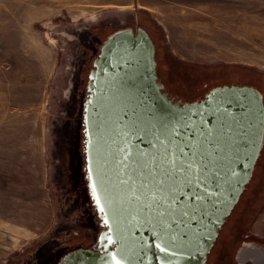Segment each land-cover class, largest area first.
<instances>
[{"label": "rangeland", "instance_id": "1", "mask_svg": "<svg viewBox=\"0 0 264 264\" xmlns=\"http://www.w3.org/2000/svg\"><path fill=\"white\" fill-rule=\"evenodd\" d=\"M137 26L155 37L160 78L177 97L234 77L264 89V0H0V264L38 246L46 260L77 229L82 190L66 188L81 105L72 94L97 45ZM244 242L264 248V149L208 264H236Z\"/></svg>", "mask_w": 264, "mask_h": 264}, {"label": "water", "instance_id": "2", "mask_svg": "<svg viewBox=\"0 0 264 264\" xmlns=\"http://www.w3.org/2000/svg\"><path fill=\"white\" fill-rule=\"evenodd\" d=\"M87 91L86 180L109 241L117 245L116 260L207 264L264 149L263 93L254 86H218L201 99L175 101L160 80L156 45L143 27L107 37L93 61ZM165 129H175L206 157L203 172L198 165L189 177L193 184L181 185L182 200L195 203L202 197L194 219L184 224L164 211L167 193L158 189L165 178L149 176L134 163L151 164L163 156ZM77 260L89 262L85 256Z\"/></svg>", "mask_w": 264, "mask_h": 264}, {"label": "flooded vegetation", "instance_id": "3", "mask_svg": "<svg viewBox=\"0 0 264 264\" xmlns=\"http://www.w3.org/2000/svg\"><path fill=\"white\" fill-rule=\"evenodd\" d=\"M132 28L136 29L135 27ZM103 42L104 40L102 41V43ZM102 43H100L99 46L97 45V47L95 46L96 49L94 47V51H97V53H93L92 56L90 55V57H88L89 60L83 72V86H76V89L72 94V102H80L81 105L79 106L80 116H78L77 120L78 124L75 153H73L72 155H68L70 173L68 176H66L68 180V185H66V188L68 190L73 189L77 192L78 190H82L81 193L76 195L81 206L80 208H75L72 211L71 215L73 228L77 229H73L72 232L69 231L68 236H66L67 239H65L63 242L58 243L56 245V248L51 251L49 257L46 260L42 259L41 253L39 254L41 246H38L35 250H32L34 252L31 253L33 255L31 259H26V261H21L18 264H80V260L77 259L78 257L81 258L84 256L89 260L87 264H104L107 263L108 258L113 256L116 250L117 245L110 243L109 234L107 233V227L103 224L102 219L100 218L90 197L85 170L86 155L84 152L83 126L84 103L86 101L88 93L87 84L89 80V73L93 68L94 59L100 52V46L102 45ZM156 52L158 53V46L156 48ZM232 85L254 86L258 88L264 95V89H262L259 85L251 82V80L242 81L241 79H238L236 77H234L232 81L222 80L219 83L212 85L211 88ZM169 94L175 99V101H194L192 99L177 97L170 91ZM202 96L195 98V100L201 99ZM72 197L76 198L74 195H72ZM68 201L73 203L75 207L78 204L70 197Z\"/></svg>", "mask_w": 264, "mask_h": 264}, {"label": "snow or ice", "instance_id": "4", "mask_svg": "<svg viewBox=\"0 0 264 264\" xmlns=\"http://www.w3.org/2000/svg\"><path fill=\"white\" fill-rule=\"evenodd\" d=\"M165 133L167 144L164 147L162 157L154 159L151 164L141 163L140 161H134V163L142 169L149 170V176L152 173H159L160 176L165 178V180L159 182L158 189L167 193L164 211L172 220H179L180 224H184L186 220L194 219L195 214L199 211L195 207V203H198L202 197L197 196L195 203L182 200L179 195L183 192L181 185L186 187L193 184L189 177L196 172L198 165L201 166L200 171L203 172L206 167V157L197 151H193L190 140H184L182 135L175 129H165ZM185 148L188 149L187 153L184 151ZM192 195L195 196L196 193L193 192ZM97 203H99V200H97ZM164 251H167V249H164ZM116 264H121V262L117 260Z\"/></svg>", "mask_w": 264, "mask_h": 264}, {"label": "bare ground", "instance_id": "5", "mask_svg": "<svg viewBox=\"0 0 264 264\" xmlns=\"http://www.w3.org/2000/svg\"><path fill=\"white\" fill-rule=\"evenodd\" d=\"M250 253V254H248ZM252 257L255 264H264V250L252 243H246L243 250L239 254V260L244 262L248 257Z\"/></svg>", "mask_w": 264, "mask_h": 264}, {"label": "crops", "instance_id": "6", "mask_svg": "<svg viewBox=\"0 0 264 264\" xmlns=\"http://www.w3.org/2000/svg\"><path fill=\"white\" fill-rule=\"evenodd\" d=\"M214 26H216V27H218V26H220V24H218V22H214V25H211L210 27H209V29L211 28H213ZM197 28V27H196ZM246 28H248V30L245 32L247 35H252L251 34V30L249 31V27L248 26H246ZM190 29H193V26H190ZM197 29H202V30H204V31H202V30H200L201 31V34L202 35H204V36H206V35H208V38L210 37V35L211 34H209V33H207L208 31H209V29L206 27V26H201L200 28H197ZM213 29H215V28H213ZM216 30V29H215ZM198 31V30H197ZM217 35H219V39H217V40H220V42H221V39L222 38H220V33L219 32H215ZM189 34H191V35H195V33L194 32H191V33H189ZM252 37H254V35H252ZM245 243V242H244ZM242 251V249L240 250V252ZM238 254H240L239 252H238ZM248 254H250V253H248ZM248 254H246V255H248ZM238 259H239V255H237V261H238ZM236 261V264H250L252 261H253V259H252V257H250L249 255H248V257L245 259V261L244 262H241L240 260L237 262ZM253 263V262H252Z\"/></svg>", "mask_w": 264, "mask_h": 264}, {"label": "trees", "instance_id": "7", "mask_svg": "<svg viewBox=\"0 0 264 264\" xmlns=\"http://www.w3.org/2000/svg\"><path fill=\"white\" fill-rule=\"evenodd\" d=\"M146 28V27H145ZM148 31V30H147ZM149 32V31H148ZM149 34L151 35V37L153 38V40H154V42H155V45H156V48H157V46H158V44H157V42H156V39H155V37L153 36V34L151 33V32H149ZM158 54V53H157ZM157 62H158V55H157ZM159 67V66H158ZM158 74H159V69H158ZM160 76V75H159ZM160 80H161V78H160ZM162 81V80H161ZM163 82V81H162ZM164 83V82H163ZM168 90V89H167ZM170 90V89H169ZM171 92V91H170ZM255 243H257V242H255ZM258 244V243H257ZM260 245V244H259Z\"/></svg>", "mask_w": 264, "mask_h": 264}]
</instances>
